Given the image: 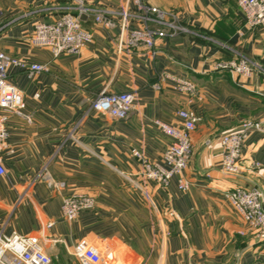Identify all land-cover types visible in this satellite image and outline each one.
<instances>
[{
	"label": "crops",
	"instance_id": "1",
	"mask_svg": "<svg viewBox=\"0 0 264 264\" xmlns=\"http://www.w3.org/2000/svg\"><path fill=\"white\" fill-rule=\"evenodd\" d=\"M149 2L187 29L158 39L154 57L144 48L119 51V28L85 16L91 41L78 54L53 57L28 38L36 21L59 18L69 2L0 0V52L45 66L32 77L21 67L8 69L25 107L20 113L0 108L7 132L0 152L6 169L0 176V231L38 237L55 264L75 262L80 240L100 250L102 264H264V241L225 196L235 187H264L261 173L250 170L253 163L264 166V72L216 69L240 56L264 69V27H248L236 0ZM87 3L106 10L131 6L130 0ZM179 79L190 80L196 95L179 91ZM103 90L134 93L126 119L90 109ZM181 108L196 118L186 191L179 190L176 175L166 188L146 181L134 154L163 165L173 139L155 121L180 125ZM245 121L262 130L243 142L242 173L229 175L220 169V138ZM74 193L93 197L95 207L67 221L61 206Z\"/></svg>",
	"mask_w": 264,
	"mask_h": 264
},
{
	"label": "built area",
	"instance_id": "2",
	"mask_svg": "<svg viewBox=\"0 0 264 264\" xmlns=\"http://www.w3.org/2000/svg\"><path fill=\"white\" fill-rule=\"evenodd\" d=\"M69 4L64 13L50 22L36 21L28 38L34 47L48 49L53 57L61 54H78L91 41L92 34L82 25L81 17H92L94 22L106 28H119L118 50L133 51L145 49V54L154 57L156 41L187 29L180 25L173 15L152 5L149 0H130L131 6L115 10H106L88 5V0H67ZM248 27H264V0H236ZM76 13V14H74ZM138 23L139 26H131ZM18 66L26 70L29 77L45 70L37 63L27 65L24 61L12 58L0 52V108L10 112H21L25 107L22 91L8 78V69ZM216 69L226 70L238 75L250 76L252 73L264 72L256 62L237 57L220 62ZM177 89L192 97L196 95L195 85L188 79H179ZM135 95L132 92H99L90 102V109L108 115L115 120L126 119L133 110ZM180 125H169L155 121L159 129L173 141L163 154V165L150 163L140 153L135 152L146 181H153L159 187H168L173 176H178V188L186 191L190 187L184 176L192 153L190 133L195 129L194 114L181 108L177 111ZM28 121L30 115H25ZM77 121L72 127L74 134L79 127ZM254 130H262L258 122L245 121L237 130L221 136L222 158L220 169L229 175L242 173V145L247 135ZM7 132L4 118L0 117V152L5 147ZM253 172H260L264 179V166L253 163ZM6 169L0 158V176ZM226 199L233 212L246 224L248 229L261 241H264V187L253 184L246 187H235L225 192ZM95 207L93 197L74 193L65 197L61 212L67 221L75 220L83 210ZM72 264H102L103 256L98 248L87 240H80L73 247ZM0 264H55L47 254L38 237L33 235H5L0 231Z\"/></svg>",
	"mask_w": 264,
	"mask_h": 264
}]
</instances>
